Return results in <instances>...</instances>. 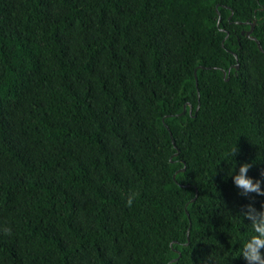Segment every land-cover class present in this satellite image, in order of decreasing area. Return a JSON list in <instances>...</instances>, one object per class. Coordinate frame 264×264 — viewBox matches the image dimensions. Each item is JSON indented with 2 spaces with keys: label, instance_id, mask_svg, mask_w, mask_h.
<instances>
[{
  "label": "trees",
  "instance_id": "trees-1",
  "mask_svg": "<svg viewBox=\"0 0 264 264\" xmlns=\"http://www.w3.org/2000/svg\"><path fill=\"white\" fill-rule=\"evenodd\" d=\"M234 148L264 181V0H0V264H245Z\"/></svg>",
  "mask_w": 264,
  "mask_h": 264
},
{
  "label": "clouds",
  "instance_id": "clouds-1",
  "mask_svg": "<svg viewBox=\"0 0 264 264\" xmlns=\"http://www.w3.org/2000/svg\"><path fill=\"white\" fill-rule=\"evenodd\" d=\"M236 152L234 148L230 154L229 161L232 166L228 170V176L231 177L233 184L239 189V195L248 197L249 194L264 195L262 188V179H253L249 176L248 170L250 164L247 162L239 165L236 171L235 160L233 159ZM264 177V172L260 173ZM133 197L130 195L127 204L131 205ZM237 222L244 225L245 235L240 239L239 256L245 261V264H264V203L260 208L254 206L253 203L246 204L239 214L235 215ZM248 223L245 224L244 220Z\"/></svg>",
  "mask_w": 264,
  "mask_h": 264
},
{
  "label": "water",
  "instance_id": "water-1",
  "mask_svg": "<svg viewBox=\"0 0 264 264\" xmlns=\"http://www.w3.org/2000/svg\"><path fill=\"white\" fill-rule=\"evenodd\" d=\"M254 25H255V22H252L251 28L247 31V35H251V34H252V31H253V29H254ZM252 38L255 39V40L257 41L259 47L262 48V45L260 44V41H259L256 37H254V36H252ZM237 66H238V65H237ZM225 73H226V72H225ZM195 75H196V77H197L196 72H195ZM186 108H187V106L185 105V106H184V110H183V112H185ZM191 110H192V107L190 106V112H191Z\"/></svg>",
  "mask_w": 264,
  "mask_h": 264
}]
</instances>
